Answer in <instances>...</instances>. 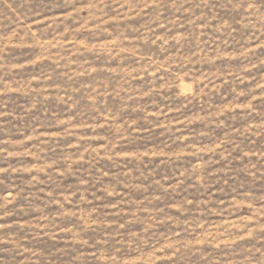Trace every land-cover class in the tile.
Here are the masks:
<instances>
[{"label":"rangeland","instance_id":"rangeland-1","mask_svg":"<svg viewBox=\"0 0 264 264\" xmlns=\"http://www.w3.org/2000/svg\"><path fill=\"white\" fill-rule=\"evenodd\" d=\"M0 264H264V0H0Z\"/></svg>","mask_w":264,"mask_h":264}]
</instances>
